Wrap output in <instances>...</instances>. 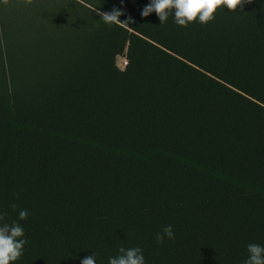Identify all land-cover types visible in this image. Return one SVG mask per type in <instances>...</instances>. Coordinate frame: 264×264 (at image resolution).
<instances>
[{"label": "trees", "instance_id": "16d2710c", "mask_svg": "<svg viewBox=\"0 0 264 264\" xmlns=\"http://www.w3.org/2000/svg\"><path fill=\"white\" fill-rule=\"evenodd\" d=\"M148 3L0 0V225L28 241L13 264L121 247L243 264L264 246V0L186 28ZM114 8L132 21L106 24Z\"/></svg>", "mask_w": 264, "mask_h": 264}, {"label": "clouds", "instance_id": "9594fccd", "mask_svg": "<svg viewBox=\"0 0 264 264\" xmlns=\"http://www.w3.org/2000/svg\"><path fill=\"white\" fill-rule=\"evenodd\" d=\"M7 3V0H4ZM25 4L31 5L33 0H24ZM252 0H150L141 15L147 17L155 12L159 17L160 24L167 21L170 14L174 13L175 23L182 27H187L189 23L199 21L201 24H208L215 20V14L218 9L225 7L235 12L243 10L244 5L251 3ZM101 19L108 25L129 24L132 18L121 20L123 11L114 8L110 12H100ZM13 209L17 206L11 205ZM29 212L27 209L19 212V219H27ZM6 212H0V221H4ZM24 237V229L18 223L11 226L7 223L0 225V264H13L20 259L24 252V246L28 243ZM156 240L163 243L165 238L175 239V234L171 225L164 226L160 232L156 233ZM248 258L243 264H264V246L250 243L247 245ZM120 255L109 258V264H146L143 250L140 247H131L119 249ZM81 264H96L95 255L85 257Z\"/></svg>", "mask_w": 264, "mask_h": 264}, {"label": "rangeland", "instance_id": "374dc122", "mask_svg": "<svg viewBox=\"0 0 264 264\" xmlns=\"http://www.w3.org/2000/svg\"><path fill=\"white\" fill-rule=\"evenodd\" d=\"M81 2L85 4L84 1H81ZM126 50H127V49H125V52H124L123 55H119V56H117V58H116V64H117V66H119V67L122 65V59L125 57ZM121 67H122V66H121Z\"/></svg>", "mask_w": 264, "mask_h": 264}, {"label": "built area", "instance_id": "2783aa9c", "mask_svg": "<svg viewBox=\"0 0 264 264\" xmlns=\"http://www.w3.org/2000/svg\"><path fill=\"white\" fill-rule=\"evenodd\" d=\"M126 64H127V58L126 57H124L123 59H122V67L120 66V68L121 69H123L125 66H126Z\"/></svg>", "mask_w": 264, "mask_h": 264}]
</instances>
